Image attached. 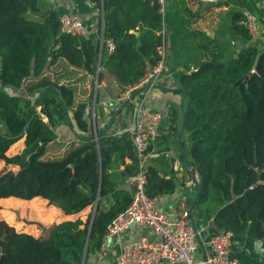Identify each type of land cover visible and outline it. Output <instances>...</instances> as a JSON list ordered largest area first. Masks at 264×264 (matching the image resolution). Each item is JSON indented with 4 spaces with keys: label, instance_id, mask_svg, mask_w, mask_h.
Wrapping results in <instances>:
<instances>
[{
    "label": "trees",
    "instance_id": "1",
    "mask_svg": "<svg viewBox=\"0 0 264 264\" xmlns=\"http://www.w3.org/2000/svg\"><path fill=\"white\" fill-rule=\"evenodd\" d=\"M42 1L0 0V162L5 169L20 168L17 173L0 170V199L40 197L58 203L65 215L90 208L91 212L85 220L47 227L39 224L44 231L39 238L0 220V264H83L90 254L102 250L108 226L133 199L123 186L139 172L130 135L98 132L96 139L87 119L94 93L88 103L76 105L74 87L43 77L50 64L63 57L94 76L101 60L98 80L106 70L123 94L164 59L168 44L178 57L181 41L199 35L176 29V14L162 12L158 0H94L103 8L105 21L99 60L98 41L62 33L61 15ZM47 9L50 12L44 14ZM243 19L244 13L237 16L232 31L248 39V31L239 24ZM108 42L115 46L111 54ZM209 46L205 49L210 58L198 60L193 71L187 65L180 78L187 93L183 148L192 176L200 179L197 206L222 231L264 239V52L244 47L235 57L225 59L207 50ZM245 78V83L237 85ZM32 80L35 84L26 86ZM24 87L28 96L39 90L36 102L8 92ZM56 103L72 111L84 137L64 157L44 160L56 137L52 114ZM178 132L175 128V136ZM23 138L24 150L8 156ZM126 159L131 163L126 164ZM146 174V193L151 199L176 191V181L162 179L152 165ZM104 198L112 201L105 210L99 207Z\"/></svg>",
    "mask_w": 264,
    "mask_h": 264
},
{
    "label": "crops",
    "instance_id": "2",
    "mask_svg": "<svg viewBox=\"0 0 264 264\" xmlns=\"http://www.w3.org/2000/svg\"><path fill=\"white\" fill-rule=\"evenodd\" d=\"M181 1L173 0L172 2L170 0L168 12L176 14L177 18L174 27L183 30L182 32L188 30L199 35L181 41L178 57H174L172 48L168 44L162 60L164 68L155 85L150 90L142 91L127 106H124L126 101L120 100L123 94L120 93L121 86L116 78L105 70L103 71V79L98 80V74L101 70L100 59L104 47L105 21L103 8L98 6L94 0H43L45 7L56 9L60 15L72 13L82 20L86 29V37L98 41L100 60L97 73L93 76L82 68L75 67L62 57L50 64L43 77L54 84L74 87L76 90V105L88 103L91 94L94 93V99L89 103L90 109L87 113V119L91 123V133L96 139L98 132H107L114 136L127 133L135 123L137 107L140 105L146 109L158 111L163 115L160 137L155 145V148L161 151V156L150 160L148 167L152 165L162 179L173 178L177 187L173 194H165L156 198V209L169 218L176 219L180 213V203L184 198L187 199L200 241L199 249L194 258L197 264H202L212 253L209 245L210 239L224 231L216 226L213 217H206L204 212L197 206V183L200 179L197 176L193 177L186 167L178 144L181 128L180 106L183 92L174 89L182 88L180 78L185 73L187 65L193 71L195 66L198 65V60L200 62L210 58L205 49L207 45H210L207 50L210 52L216 51L222 54L225 59L235 57L244 47L256 48L259 52H264V0H224L219 5L200 4L194 2V0ZM49 10L47 9V11ZM165 10L166 5L162 12L168 13ZM246 11L253 13L257 19V31L255 34L249 35L248 39H244L232 31L237 16ZM241 21L239 22L240 25ZM169 34H171L170 31ZM210 42L211 44H209ZM51 58L53 60V56ZM35 82L36 80L29 81L26 86L35 84ZM25 87L17 91L10 89L8 92L36 102L40 95L39 90H36L37 95L28 96ZM41 108L42 105L38 106L37 110L40 112ZM52 114L55 120L54 131L56 137L48 145L44 160L64 157L72 146L80 145L81 139L84 137L77 129L72 111H67L64 106L56 103L52 106ZM43 120L46 123L49 121L44 115ZM175 128H179L176 136L174 134ZM24 141L23 138L12 146L8 151V156L12 157L20 154L25 148ZM125 162L126 164L131 163L129 159H126ZM0 166V170L5 169L3 162H0ZM123 168L124 166L121 165L120 170H123ZM19 169L16 166H7L5 170L17 173ZM122 174H125V172ZM123 186L132 193V188L129 186L127 179ZM9 200L19 205L15 222L12 220L11 211L9 219L2 216H0V219L14 226L18 232H25L37 238L44 235V231L39 227V224L47 227L78 218L85 220L91 212L90 208L77 215H65L59 207L40 197L32 200L13 197L0 199V207ZM111 204L110 198H104L99 202V207L105 210ZM97 207L98 204L95 205L92 213H95ZM7 211L4 209V212ZM140 238L157 240V236L149 228L132 226L120 236L110 240L107 250L90 254L84 264H117L121 252ZM231 255L241 264H264V239L234 235ZM161 264L169 263L163 262Z\"/></svg>",
    "mask_w": 264,
    "mask_h": 264
},
{
    "label": "built area",
    "instance_id": "3",
    "mask_svg": "<svg viewBox=\"0 0 264 264\" xmlns=\"http://www.w3.org/2000/svg\"><path fill=\"white\" fill-rule=\"evenodd\" d=\"M164 11L167 0H158ZM224 0H194L200 4L219 5ZM241 25L245 27L249 35L257 31V19L251 12H244ZM61 32L75 37L86 36V29L82 20L75 14L66 13L60 17ZM108 53L115 50L112 42L107 43ZM164 68L161 60L156 67L137 85L131 86L123 93L121 101H127L143 87L155 85ZM136 91V92H137ZM163 115L158 111L137 107L135 123L127 131L130 135L134 150L139 160V172L127 178L132 188L133 199L125 212L115 218L108 226L105 235L102 252L107 250L108 243L113 238L120 236L132 226L149 228L157 240L140 238L124 249L117 264H197L195 254L199 249L198 231L194 225L192 212L188 207L187 199L184 198L179 205L180 213L176 219L169 218L166 214L156 209L155 200L146 193L148 163L152 159L161 156V151L155 148L160 137ZM3 128L0 122V130ZM176 161V160H174ZM234 233L222 232L214 235L209 242L211 255L202 264H241L231 255V246Z\"/></svg>",
    "mask_w": 264,
    "mask_h": 264
},
{
    "label": "water",
    "instance_id": "4",
    "mask_svg": "<svg viewBox=\"0 0 264 264\" xmlns=\"http://www.w3.org/2000/svg\"><path fill=\"white\" fill-rule=\"evenodd\" d=\"M170 7V0L166 1V12H168ZM49 11H46L44 14H47ZM247 81V78L241 80L237 85H240L242 83H245ZM150 87H143L141 89H139L137 92H135L130 99H128L125 103L124 106H127L136 96H138L142 91L148 90ZM174 90H178V91H182L183 92V97H182V101H181V106H180V113H181V128H180V132H179V138H178V144H179V149L181 151V155L184 159L185 165L188 168V170L190 171V173H193V168L192 165L187 157V155L184 152L183 149V136H184V126H185V107H184V103L187 97V93L183 88H178V89H174ZM37 147L35 149H33L30 153L29 156H31L35 151H36ZM254 167H257L256 165ZM55 206L59 207L58 203H54ZM198 243L200 244L199 241V237H198ZM1 255H2V250L0 248V259H1ZM84 264V263H83Z\"/></svg>",
    "mask_w": 264,
    "mask_h": 264
},
{
    "label": "rangeland",
    "instance_id": "5",
    "mask_svg": "<svg viewBox=\"0 0 264 264\" xmlns=\"http://www.w3.org/2000/svg\"><path fill=\"white\" fill-rule=\"evenodd\" d=\"M7 171H9V170H7ZM18 206L19 205L16 202H13L12 200H9V201L5 202V204L0 207V216H2V217H8V219H9L10 218L9 215H10V211H11V214L13 216V219L12 220H14V222H15L16 216L18 215L17 214V208H18ZM4 209L5 210H8V211L7 212H4ZM10 223H11V221H10Z\"/></svg>",
    "mask_w": 264,
    "mask_h": 264
}]
</instances>
